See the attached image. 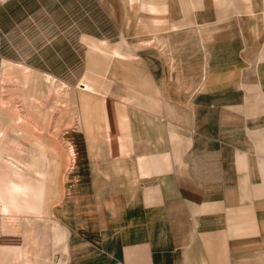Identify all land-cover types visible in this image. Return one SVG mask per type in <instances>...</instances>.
Listing matches in <instances>:
<instances>
[{
  "label": "crops",
  "instance_id": "crops-1",
  "mask_svg": "<svg viewBox=\"0 0 264 264\" xmlns=\"http://www.w3.org/2000/svg\"><path fill=\"white\" fill-rule=\"evenodd\" d=\"M95 4L117 37L78 35L66 81L84 85L87 121L75 90L70 158L50 178L48 133L0 128V217L41 219L0 226L4 264H264V0ZM12 63L26 90H47L42 64Z\"/></svg>",
  "mask_w": 264,
  "mask_h": 264
},
{
  "label": "rangeland",
  "instance_id": "rangeland-1",
  "mask_svg": "<svg viewBox=\"0 0 264 264\" xmlns=\"http://www.w3.org/2000/svg\"><path fill=\"white\" fill-rule=\"evenodd\" d=\"M28 1H31V4L27 0H15L13 5L0 1V58H2L0 114L7 119V116L15 115L16 119V121L11 122L1 121L0 128L3 133H8V125L10 124L18 132H30L32 130L33 142L38 140L35 138V133L46 131L48 137L44 138L42 142L49 148V177L51 178L54 172L56 174V171L52 169L54 163L56 161H67L70 155L68 148L69 144L73 142L61 135L62 132L74 129L78 125L75 90L78 91L83 120V113L86 112L84 111L85 105L82 97L85 93L79 91L84 88V85H78V81L71 83L74 89L67 83L72 78H76V74L82 67L84 60L83 46L78 42V35L89 32H93L99 38H105L106 36L116 38L117 35L103 10L97 4L93 7H87V0ZM57 1L62 4L59 10H43V18L47 19L46 24L42 26L39 21L33 19L32 15L40 11L41 4L51 5ZM56 17L64 18L65 26L55 22L53 19ZM47 30L53 33L51 37L47 35ZM41 41L43 56H41ZM30 43L32 50L34 49L33 52L29 48ZM25 49L29 53L32 52V55L28 58H24ZM9 60L12 62L16 60L18 63H24V60L33 61V67L38 69L42 64L44 70L49 74L40 73L37 79L38 81L40 79L48 81V84H46L47 90H41L38 85H33L31 90H26L19 74L16 77H10L8 73L11 67L17 66V68L24 70L25 66L14 64ZM52 76H59L61 80L65 78L64 84L69 88L56 81ZM16 137L20 145L23 146L25 144L24 139L18 134H16ZM2 138L4 139L3 134L0 135V141ZM39 142L40 140H38V144H40ZM62 150L65 154H62ZM49 189L51 197L53 194L51 191L54 187L49 186ZM34 193L40 198V188L37 191L35 190ZM15 220L18 225L26 226L28 229H40L41 219L39 216L26 218L0 217V226L5 222ZM8 249L4 247V251L0 253V259H2L0 264H4L3 259L12 261Z\"/></svg>",
  "mask_w": 264,
  "mask_h": 264
},
{
  "label": "bare ground",
  "instance_id": "bare-ground-1",
  "mask_svg": "<svg viewBox=\"0 0 264 264\" xmlns=\"http://www.w3.org/2000/svg\"><path fill=\"white\" fill-rule=\"evenodd\" d=\"M53 79V78H52ZM85 111V110H84ZM84 115H83V117H84V120H86L87 121V115H86V113L84 112L83 113ZM8 188V187H7ZM14 189V188H13ZM15 201H17V200H15ZM17 207V206H16Z\"/></svg>",
  "mask_w": 264,
  "mask_h": 264
},
{
  "label": "built area",
  "instance_id": "built-area-1",
  "mask_svg": "<svg viewBox=\"0 0 264 264\" xmlns=\"http://www.w3.org/2000/svg\"><path fill=\"white\" fill-rule=\"evenodd\" d=\"M1 2L3 3H8V2H11V1H14V0H0Z\"/></svg>",
  "mask_w": 264,
  "mask_h": 264
}]
</instances>
